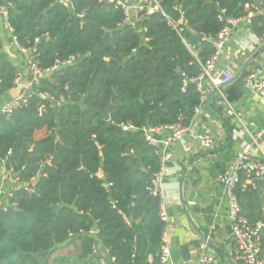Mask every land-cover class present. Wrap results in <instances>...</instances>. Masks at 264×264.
Instances as JSON below:
<instances>
[{
  "label": "trees",
  "instance_id": "obj_1",
  "mask_svg": "<svg viewBox=\"0 0 264 264\" xmlns=\"http://www.w3.org/2000/svg\"><path fill=\"white\" fill-rule=\"evenodd\" d=\"M156 2L158 11L130 26L120 9L98 0H73L72 9L58 0L0 1L18 45L35 50L40 69L75 58L31 85L9 116L0 115V160L23 183L0 208V264H51L70 247L80 264H100L98 244L114 264H161L165 223L148 189L160 160L141 129L190 125L202 100L192 80L214 52L219 16H243L254 2ZM180 16L186 28L177 34L169 20ZM262 21L250 19L260 37ZM17 77L0 43V94ZM96 109H107L109 122ZM257 191L237 189L241 207ZM260 240L264 261V228Z\"/></svg>",
  "mask_w": 264,
  "mask_h": 264
},
{
  "label": "crops",
  "instance_id": "obj_2",
  "mask_svg": "<svg viewBox=\"0 0 264 264\" xmlns=\"http://www.w3.org/2000/svg\"><path fill=\"white\" fill-rule=\"evenodd\" d=\"M11 37L7 19L0 12L1 52L18 73L13 88L0 94V109L23 95L30 80L27 57L17 50ZM262 46L264 34L262 37L257 36L251 30L250 23L241 24L225 45L215 71L227 70L234 78L251 58L247 69L251 66H261L264 69V48L257 53ZM238 79L221 86L219 91L210 96L208 106L205 98L216 89L208 79L204 80L203 104L183 136V143H188L192 152L185 154L180 143L171 148L172 158L166 164L162 185V205L167 219L164 233L170 250V261L167 264H196L203 251L211 253L216 264H241L230 235L227 203L217 177L233 160L243 140L264 131V103L258 95L244 88L242 80ZM234 115L239 116L236 125ZM230 126H237L240 135L231 136L228 132ZM197 132H206L213 137L210 149H200L193 141L192 136ZM254 152L264 157V133L258 139ZM4 168L1 163V171ZM12 178L9 173H0V198L4 193L15 189ZM263 208L264 183H261L256 198L244 201L242 210L248 219H255L256 222L261 219ZM141 247V239L137 236V253L141 251Z\"/></svg>",
  "mask_w": 264,
  "mask_h": 264
},
{
  "label": "built area",
  "instance_id": "obj_3",
  "mask_svg": "<svg viewBox=\"0 0 264 264\" xmlns=\"http://www.w3.org/2000/svg\"><path fill=\"white\" fill-rule=\"evenodd\" d=\"M72 2L73 0H58V3L67 9H72ZM98 2L120 9L123 16L122 23L130 26H135L144 16L150 15L159 10L156 0H98ZM247 9H249L248 13L240 17H230L225 16L224 14L219 16V21L222 23V27L212 39L214 52L201 67L200 74L192 80L199 92L202 93L203 82L205 79L209 80L210 84L216 89V91H219L221 86L227 84L233 79V76L227 70L216 72L215 68L225 45L230 40L232 33L236 28L245 22L250 23L251 17L259 16L263 20L262 26L264 29V7L253 4L247 7ZM0 12L3 17L7 19L8 13L5 4L0 3ZM77 17H82V14H78ZM169 24L177 34H180L186 28V21L182 16L176 21L169 20ZM9 29L12 34V29L10 27ZM11 39L17 50L27 57L26 66L30 75V80L26 90L31 87V85L38 84L40 79L43 78L46 73L55 71L60 66L70 65L75 61L74 57H70L65 61H57L56 64L48 70H42L38 67L37 63L33 61L35 50L25 49L19 46L13 34ZM35 42H37V39ZM242 85L250 92L258 95L264 103V69L261 66L249 67L242 78ZM23 103H25L24 94L5 104L0 109V115L9 116L13 110L21 106ZM202 104L203 98L201 104L198 107H195L194 115L198 113ZM233 117L234 124H238L239 116L234 115ZM123 129L127 130L129 128L123 127ZM186 129L187 127L182 126L179 121L173 124L149 126L141 129L144 141L154 149V153L160 160L159 170L152 174L148 189L153 196L158 197L160 200L159 216L164 223L167 219L162 205V185L166 173V164L172 158L171 148L175 144L180 143L185 154L192 152V147L188 143H183V136ZM240 133L241 132L237 129V126H233L229 134L231 136H239ZM263 133L264 131H259L255 135H250L247 140H243L240 150L236 153L233 160L228 163L225 169L217 177V182L222 189L223 197L227 203V220L230 228V235L236 246L237 259L241 264H264V261L260 256V231L264 228V208L262 209L261 219L252 223L243 212L236 193L237 189H240L241 192L256 190L259 184L264 183V157L258 156L254 152V149L257 146V141ZM192 139L198 147L203 150L210 149L214 142L213 137L206 132H197L192 136ZM1 163L5 166V160L1 159L0 164ZM0 173L10 174L12 171L5 167L3 171L0 169ZM12 182L16 185L15 189H18L23 185L15 175L12 178ZM31 183H34V179L31 180ZM5 197L6 194L4 193L0 198V208L3 209H5ZM89 234H96V230H91ZM161 243L162 246L159 261L161 264H167L170 261V250L166 245L164 231L162 233ZM93 252L97 254V248L93 249ZM148 261H150V259H148ZM100 264H105V262L100 259ZM196 264H216V259L208 251H203L199 255Z\"/></svg>",
  "mask_w": 264,
  "mask_h": 264
},
{
  "label": "water",
  "instance_id": "obj_4",
  "mask_svg": "<svg viewBox=\"0 0 264 264\" xmlns=\"http://www.w3.org/2000/svg\"><path fill=\"white\" fill-rule=\"evenodd\" d=\"M253 2H254V4L257 5V6L260 5V0H253ZM263 48H264V46L260 47V48L258 49L257 53H258L261 49H263ZM257 53H256V54H257ZM251 60H252V58L249 59V60L243 65V67L237 72V74L235 75V77H234L231 81H233V80H237V79L241 76V74H242V73L247 69V67L249 66ZM220 89H221V87L219 88V90H220ZM214 93H216V90H214L212 93H210L209 95H207V97L205 98V103H206L207 106L209 105V98H210V96L213 95ZM79 104L81 105V107H84V106H82V102H80ZM89 108L94 109L93 107H89ZM94 110H95V109H94ZM96 111H98V112L103 116L104 121L109 122V116H108V113H107V109H104V110H98V109H96ZM116 130H117V131H121L122 128H121V127H116ZM39 176H40V174H39ZM39 176H38V178H39ZM97 256H98L100 259H103V260L105 261L106 264H114V263L112 262V260H111V257L109 256L107 250H106L101 244H98V246H97Z\"/></svg>",
  "mask_w": 264,
  "mask_h": 264
},
{
  "label": "rangeland",
  "instance_id": "obj_5",
  "mask_svg": "<svg viewBox=\"0 0 264 264\" xmlns=\"http://www.w3.org/2000/svg\"><path fill=\"white\" fill-rule=\"evenodd\" d=\"M42 135L43 132L39 133L36 137H41ZM51 264H80V262L76 258L74 248L70 247L57 251L52 256Z\"/></svg>",
  "mask_w": 264,
  "mask_h": 264
}]
</instances>
